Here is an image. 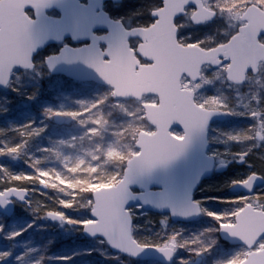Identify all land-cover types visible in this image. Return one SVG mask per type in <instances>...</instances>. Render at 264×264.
Returning <instances> with one entry per match:
<instances>
[{
	"label": "snow or ice",
	"instance_id": "snow-or-ice-1",
	"mask_svg": "<svg viewBox=\"0 0 264 264\" xmlns=\"http://www.w3.org/2000/svg\"><path fill=\"white\" fill-rule=\"evenodd\" d=\"M49 3L50 0H0V64L3 65L0 85L11 86L19 91L17 82L25 75L20 69H33L36 66L34 56L40 41L34 33L36 22L27 8L32 6L39 13ZM252 5L264 9V0H249V6ZM170 7L176 9L174 19L179 25L175 42L164 37V10ZM202 7L199 0H187L180 5H171L169 0H151L146 12L141 7L131 17H121L113 24L111 34L95 37L91 47L75 52L65 49L63 56H56L57 60H83L109 79L116 77L124 68L125 62L128 71L148 76L153 89L148 95L154 98L153 102L166 101L173 109L164 125L170 142L163 151L149 157L138 169L113 176L112 182L120 184L121 188L118 192L105 194L102 202H97L95 193H89L86 194L84 203L71 208L65 207L63 199L57 201L54 208L44 201L39 205L34 204L35 190L38 189L42 195L55 190L54 185L47 188L43 183L36 182L39 170L34 164L28 163L33 170L31 172H14L6 164H0V205H8L11 200L19 198L26 201L37 214L80 226L92 235H103L117 250L134 256L154 249L172 260L178 250L184 248L194 252L195 257L207 258L218 243L216 238L205 241L202 235H196L189 239L183 236L181 230H162L154 237L135 235L134 213L127 207L133 196L129 186L139 176L167 165L185 153L193 138L206 131L214 114L248 116L254 121L252 124L238 133L226 134L230 141L245 145L235 155L237 159L249 162L252 169L244 178L231 182L232 186H239L241 191L228 197H215L228 205L225 210H209L203 208L200 201H196L187 205H173L172 211L181 212L185 216L193 212H204L217 222L207 232H222L228 238H238L237 243L242 242V246L233 250L227 259H217L215 264H264V215L252 233L243 230L228 231L225 227L229 222L241 224V218L251 211L246 209V204L251 203L253 197H258L255 206L264 212V166L257 170L255 163L257 160L264 162V135H257L258 129L264 132V73L255 72L254 68L249 67V74L256 79H245L242 84H236L237 77L230 76L229 73L231 66L238 62L240 54L245 50H254L264 57V22H258L254 16H237L242 21V27L238 25L224 33H214L215 26L225 21V17L219 12L211 18L196 16L195 12ZM144 28L158 31L150 34L141 30ZM101 39L108 42L106 49H101L96 43ZM181 44L187 45L189 50L180 48ZM197 44L201 48L215 49L212 56L202 57L209 61L203 67L191 62V58L198 55L195 47ZM48 62L51 67H55L51 58ZM250 63L255 64V59ZM153 76L155 79H152ZM193 85L194 93L191 91ZM210 89H219V92L208 95ZM241 92L249 97L248 104L242 102ZM46 112L49 117L61 114L59 109L52 108L46 109ZM34 123L32 121L20 126L16 132H20L21 138H31L45 131L43 127H34ZM176 124L181 125L185 131L181 133L173 130ZM21 129L24 131H20ZM3 135L4 130L0 129V136ZM26 144L27 140L21 139V147ZM7 145L8 141L0 140V153H3ZM17 152V148L12 147L9 153H3L0 157H10ZM227 163V160H221L222 165ZM72 172L75 173V168ZM51 174L44 172L45 176ZM239 180L253 182L239 183ZM138 207L142 208L143 204ZM69 210L76 215L69 214ZM217 216L222 219H217ZM164 222L167 224V219ZM90 224L97 226L89 227ZM241 227L243 228L242 224ZM0 231H3L2 226ZM21 234L22 231L13 232L11 238ZM10 255V251H0V262ZM181 261L182 264H192L190 258L181 257ZM34 264H42V261H35Z\"/></svg>",
	"mask_w": 264,
	"mask_h": 264
},
{
	"label": "water",
	"instance_id": "water-1",
	"mask_svg": "<svg viewBox=\"0 0 264 264\" xmlns=\"http://www.w3.org/2000/svg\"><path fill=\"white\" fill-rule=\"evenodd\" d=\"M88 3H80V0H50V3L41 12H37L34 7L29 6L27 9H33L35 11V24L34 33L36 38L40 41L37 45L35 55L47 45L51 43H60L65 41L67 38H71L75 42H82L90 40L91 43L86 46L74 48L70 45L64 46L59 55L63 56L65 49L72 52L91 47L93 40L96 37L94 31L98 29H108L110 35L112 32V26L116 23L109 18L107 12L103 10V5L107 0H87ZM171 5H180L187 2V0H169ZM202 4V0H199ZM57 8L62 13L61 17L53 18L46 15L48 10ZM180 10H183L182 8ZM196 16L211 18L216 15L214 10L202 7L201 10H197ZM176 9L170 7L164 10V37L170 42H175V34L177 27L175 26ZM248 16H254L258 22H264V10L258 9L255 5L249 6L243 18ZM142 31L153 33L158 31L157 29H141ZM108 42L106 40H97L96 43L100 47V43ZM108 47V46H107ZM180 48L189 50L187 46L179 45ZM198 55L191 58L193 64L199 63L201 67L203 64L208 63L202 59L203 56H212L215 49L211 51L196 50ZM57 55H52L47 58V67L53 74H63L76 81H95L102 85H110L114 87L116 99H130L139 98L141 99L144 94H148L153 91L150 86V78L140 73H134L127 70L126 62L124 68L116 75L114 79H109L104 76L103 73H99L91 65L87 64L83 60H67V59H56ZM49 58L55 62V67H51L49 64ZM255 59V64H251L250 61ZM260 60H264V57L254 50H245L240 54V58L237 63H234L230 70V76L237 77V83H243L246 77L247 70L249 67L255 69L257 63ZM35 68V67H34ZM33 68V69H34ZM3 65L0 64V71H2ZM155 79V76L152 77ZM0 87H7L0 85ZM193 92V91H192ZM194 93V92H193ZM163 100V98H161ZM146 117L149 123L155 126L157 129L154 133L142 131L138 135L136 142L137 148L140 149V153L131 157L126 164L124 173L129 170L138 169L142 164L151 156L156 153L163 151L169 144V137L166 134L164 125L167 124L169 117L172 112L171 106L166 102H161L158 105L145 104ZM207 109H205L206 111ZM227 116L223 114H214L210 119L208 128L202 134L196 135L193 138V142L190 144L188 149L176 160L170 162L167 165L159 166L152 170L150 173H145L139 176L136 181L131 184L130 191L133 193L132 198L129 200L127 207L143 204V207L147 211H152L158 214H170L173 221H192L197 219L200 213H191L188 216L183 215L181 212L173 213V205H187L194 203V190L202 182L203 179L213 173L215 166V159L209 156L208 152V129L210 124L216 120H226ZM74 118L66 117L62 114L54 116V121L59 125L70 124ZM173 128H179L185 131L179 124L173 126ZM225 165L219 164L215 169L216 171H225ZM249 180L245 183H252ZM121 188L120 184L112 186H103L96 189L93 193L97 196V202H102L105 194L118 192ZM23 190V189H21ZM137 190V191H134ZM233 190L241 191L239 186H234ZM18 202L27 204L26 201L15 198ZM30 207V205H28ZM246 209H251L246 216L241 218V224H226L225 227L228 231H247L249 233L255 232L257 226L260 223L261 216L264 212L255 210L253 206H246ZM15 211V204L10 201L8 205H0V212L8 216L13 215ZM50 220H58L50 218ZM89 227H95L96 224H90ZM84 234L87 237L97 238L101 236L106 240L103 235H92L84 230ZM223 239L227 240L231 244L240 245L242 242L238 241V238H228L224 233H220ZM107 241V240H106ZM109 243V242H108ZM110 248L114 252L123 253L133 258L142 259H153L162 261L165 263H171L172 260L154 249L146 250L140 256H134L117 250L110 243ZM198 259L193 264H199Z\"/></svg>",
	"mask_w": 264,
	"mask_h": 264
},
{
	"label": "rangeland",
	"instance_id": "rangeland-1",
	"mask_svg": "<svg viewBox=\"0 0 264 264\" xmlns=\"http://www.w3.org/2000/svg\"><path fill=\"white\" fill-rule=\"evenodd\" d=\"M140 0H135L133 3H136ZM140 3H143L142 6L143 10L146 12L148 7L151 4V0H141ZM249 0H208V5L210 7H214L217 11L225 17V21L218 23L215 26L214 33H224L229 30V28L237 27L239 20L237 16L243 13L244 8L248 6ZM130 6L131 11L134 13V7L132 2L128 3V7ZM120 7V6H119ZM119 7L111 6V11L117 10ZM131 22V21H129ZM58 49V48H57ZM56 48H51L48 52L45 51L40 53L39 56L36 58L37 62V69L32 73H26L18 82L17 85L26 84L31 81H42L44 80V75L47 72V68L45 66V56L50 54V52L57 51ZM67 80L58 77L56 79V83L59 86H66V91L68 92V96L78 98L79 104L81 106H86L85 112L78 113L80 118V122L84 123L81 126L79 123H74L68 127H63L60 131V139L58 140L61 145L66 146V151H61L62 154V167L63 169L62 175L54 176V182H56V186L61 187L62 199L65 201V207L71 208L72 206H79L80 204L84 203L86 200V194L88 192H92L94 189H97L102 186H109L113 185L112 177L113 176H120L124 166L122 167V163L126 162V160L133 154L136 153L138 150L135 147V140L137 134L141 130H146L152 132L154 128L150 126L145 120L144 108L143 103H155L154 98L152 96H146L141 101H136L138 105H127L124 104L122 100H115L113 99V89L110 87L103 88L101 85L96 84L94 82H85V83H77L70 81L68 84L66 83ZM192 89H195V85H193ZM217 93L219 89H215ZM88 92L89 96L86 95ZM16 90L13 87H9L6 90L0 91V129L4 130V133L7 132L8 128L11 126L8 124L7 117L12 116L16 113V111H28V104L25 99H21L16 106L17 110H12L15 108L10 106L9 104L15 97ZM90 97V98H88ZM95 98H102L104 100L105 108H109V110H117L120 113L115 115V119L110 121L106 120V117L102 114L101 107H99L98 100L96 101ZM4 99V100H3ZM85 101V103L81 104L80 101ZM65 101H63V105ZM242 102L248 104L249 99L244 102L242 98ZM72 101L66 104L65 107L71 105ZM104 108V107H103ZM67 110V111H66ZM65 112L60 111L65 115H69L70 113H74V111L69 109H64ZM76 113V114H77ZM113 114V113H112ZM31 114L27 115V122L35 121L34 119L30 118ZM233 117L238 116L239 114H229ZM242 116V115H241ZM243 118L247 119L248 116H242ZM16 119L13 121L16 125L23 124L19 118L15 117ZM52 119V117H49ZM21 119V118H20ZM49 119V120H50ZM92 119V123L87 125L90 120ZM254 122V121H253ZM39 123L42 125L41 127H45V123L47 121L40 119ZM240 129V128H238ZM238 129L236 131H238ZM233 130V131H235ZM180 132L179 130H177ZM182 133V132H181ZM257 135H264V132H261L259 129L257 130ZM223 141L228 143L229 139L227 136H222ZM84 139H90V143ZM0 140L8 141L3 136H0ZM84 141L85 145H81ZM93 146V147H92ZM91 147L93 149H91ZM6 150V147L3 151ZM217 151L215 148H210V153L214 156H217ZM102 157L103 161L99 163L98 161L93 162L91 165L87 166L86 161L90 157ZM2 161V160H1ZM259 163L262 161L257 160ZM256 161V162H257ZM111 162L114 165V168L107 169V165ZM2 164V162H0ZM4 164V162H3ZM263 165V163H262ZM56 168L53 165L50 167H45V169L39 170L37 172V183H43L44 185H50L51 182L48 181L49 178H52L54 175L53 169ZM75 168V173L72 172V169ZM14 172H31L29 170H16L14 167H9ZM51 172L50 176H45L44 172ZM57 174V173H56ZM222 189V180H214L208 181V184L205 183L204 186L200 190H197L196 197L197 201L201 202L203 208H207L213 211H220L225 210L224 204L221 206L222 203H218L214 200V197L210 195H214L218 190ZM214 193V194H213ZM206 195V196H205ZM70 197V198H69ZM207 198V199H206ZM46 197L39 193V190H35V195H33V201L35 205H39L41 201H45ZM258 197H253L252 202L250 204L256 205ZM259 208V207H257ZM134 213V220L143 221L147 223L148 226L154 223L155 219H158L156 226L154 228L142 229L140 224H135V234L138 237H154L156 234L160 233L162 230L166 232H171L173 230H181L182 234L185 238H193L196 235H202V239L208 241L212 238H216L218 240L217 245L215 246L213 253L210 254L207 258H203L202 264H215V260L217 259H227L228 256L231 254L233 250L240 246H232L228 247L227 243L223 241V239L219 238L218 235H214V232H207L208 229L214 228L216 225H213L212 222H216L212 217H209L206 213L203 212L201 219L194 225H186L182 223H175L171 224L168 221L167 215H158L157 214L152 216V213L145 212L142 208L135 206L131 208ZM260 209V208H259ZM69 214L76 215L74 212L69 210ZM151 214V215H150ZM213 213H209L212 215ZM39 217L44 223L50 225L54 232L65 234L68 237H72L75 240L80 239L84 240L83 234L81 233V227L77 225H70L64 221H50L46 216L39 215L35 212L34 209L29 210L26 206H17L16 213L13 217L14 220H18L22 217ZM165 219H167V224H165ZM217 219H222L221 216H217ZM137 222V221H136ZM209 225V227H205V224ZM231 224V222H229ZM84 245L89 246L92 244V241L87 242L88 240H84ZM101 241V240H98ZM31 252H38L34 248L29 249ZM178 258L180 259L179 262L182 264L181 257L190 258L191 260H195V253L192 252L190 249H179ZM38 261V258L33 260ZM65 262V259H60L59 262Z\"/></svg>",
	"mask_w": 264,
	"mask_h": 264
},
{
	"label": "trees",
	"instance_id": "trees-1",
	"mask_svg": "<svg viewBox=\"0 0 264 264\" xmlns=\"http://www.w3.org/2000/svg\"><path fill=\"white\" fill-rule=\"evenodd\" d=\"M56 79H58V77L52 76L46 72L44 80L42 81H31L26 84L19 85L20 90L16 91L17 93H15V97L9 105L12 106V108L15 107L12 112L16 111V106H18V103L23 98L28 104V111H16L15 114L7 117L5 120H7L11 128H8L7 132L3 135V138L8 140V145L3 153H9L12 147L17 148L18 152L10 157H0V162H2V164L4 162V164L8 167H14L16 170L33 171L29 164H34L38 170L45 169V167L47 168L51 165L56 167L54 169L52 168L54 175L48 180L51 184L46 185L47 188H52L54 185L55 190L43 194L46 197L44 202H46L49 207L53 208L56 207V202L62 199V196L60 195L61 187L55 185L56 182L54 181L56 179L54 180V176L57 178L56 173L62 175L63 169H66L60 165H62L61 151H66L67 148L65 144L61 145V143L58 142L62 127H58L53 123L52 119L49 118L46 109H59L60 111L62 110V112H65L64 109H69L74 111V113H70L69 115L78 116V113L80 114V112H85L86 108V106H81L78 103L80 99L76 100L78 98L68 96L69 94L66 91V86H59L56 83ZM66 83L68 84L69 81L67 80ZM86 95L89 96L87 92ZM95 99L96 101L98 100L97 105L101 107L102 114L106 117L107 121L115 119V115L120 113L117 110L113 111L109 110V108H105V99ZM63 101H65L64 105ZM70 101H72L71 105L65 107ZM28 114H31L29 117L35 120L34 127L42 126L39 123L40 119H43L44 121L46 120L47 123H45L44 127L45 131L39 135L32 136L31 138H21L20 132H16V130L20 126L27 125L25 122H27L26 117ZM16 115L19 120L23 122V124L16 125L15 122L13 123L16 119ZM76 118L77 123L83 126L84 123L80 122V118ZM90 123H92V119L86 124L89 125ZM252 123L253 122L251 120L248 124V121L238 119L235 122V126H237V129L241 128V130H243ZM20 131H24V129H21ZM28 131H30V129ZM21 139L27 140V144L24 147H21ZM85 140L87 143H90V139H84V141ZM84 141L81 145L87 146ZM92 147L91 149H93ZM3 153H0V155ZM57 153H59V155H57ZM37 161H39V163H37ZM95 161L101 163L103 158L98 156L95 158L90 157L85 163L89 166ZM123 166L124 162L122 163V167ZM106 167L109 170L114 168V165L110 162V164ZM222 190L223 189H219L218 193H213L214 195L210 196L214 197V200L218 203H222L221 206L224 204V209H226L228 207L227 204L215 199V197H226ZM24 219L25 220H21L18 223V226H16L12 224L8 218L0 216V226L3 227V231H0V250L11 252V255L4 261L0 262V264H32V258L31 256H28L29 249L27 248V246L32 247V245H34V249L38 251V256L40 257L39 260L42 261V264H56V261L60 260V257L64 254H67L68 257H70L66 264H149L142 261L132 260L123 255L113 254L107 246L98 242H94L91 251L88 252L85 249H80L77 245L75 247L71 238H68L65 234L54 232L52 227L47 223H40V225L36 224L39 221H42L39 217L36 216L31 222L28 221L32 218ZM157 222H159L158 219H155L154 223L148 226L147 223L142 220L138 221L137 224H140L143 230L147 229L148 231V228H154ZM29 225H31V227H29ZM17 231H22V234L15 238H11V234ZM26 239L30 240L26 241ZM64 249H69V251H64ZM18 250H23L24 253L21 254ZM59 264H64V262H59Z\"/></svg>",
	"mask_w": 264,
	"mask_h": 264
},
{
	"label": "flooded vegetation",
	"instance_id": "flooded-vegetation-1",
	"mask_svg": "<svg viewBox=\"0 0 264 264\" xmlns=\"http://www.w3.org/2000/svg\"><path fill=\"white\" fill-rule=\"evenodd\" d=\"M133 1H135V0H122V1L109 2L106 5V9L110 13L111 17H113L117 20H119L121 17H131V15H130L131 9H130V6L128 7V3L132 2V5L134 7V9H133L134 13L137 9L144 7V6H142L143 3H140L141 0L136 2V3H133ZM219 2H220V0H219ZM203 5L205 7L210 8V9L211 8L214 9V7H210L208 5V0H203ZM111 6H117V7L120 6V7L117 10L112 12L110 9ZM246 8H247V6H246ZM246 8H244V11ZM215 10L217 11V9H215ZM244 11H243V13H244ZM28 12L31 16L34 15L33 11H28ZM217 13H218V11H217ZM243 13L239 15L241 18H243ZM48 14L50 16H59L60 15L59 11H57L55 9L52 11H49ZM238 25L241 27L243 26L241 20H239ZM103 33H104V31H98L96 34L101 35ZM102 46L105 47L104 45H102ZM196 46L201 48L199 44H197ZM60 47L61 46H59V45H51L47 49H45V54L51 48H56V49L58 48L57 51H59ZM201 49L210 50L212 48L205 47V48H201ZM57 51H53L50 53H56ZM254 70H255V72L264 73V60H260L257 63ZM246 79L247 80L256 79L254 77V75L249 74V69L247 70ZM236 84H240V83H236ZM207 94L208 95L217 94V91L215 89H210L207 92ZM240 95H241V98H243L244 102L247 103L249 97L246 95V93L241 92ZM226 115L229 116L226 121H216V122L211 124V126H210L211 129L209 131V138H210L209 139V143H210L209 149L215 148L216 150H218L217 156H214L216 161H217V164L221 163V160H227L228 163L225 165V167H226L225 171L214 173L210 178L216 177V180H218V179L222 180V188H224V190L227 191L226 194L231 196V195L236 193V192L231 190V187H232L231 182L234 180H237V179L244 178L246 175H248L250 173V171L252 169L249 166V162H247L245 160L237 159V157L235 155V154L239 153L240 151H242L245 145L242 143H239V142H232L230 140L228 141V143H226L222 139L223 135L226 136V134H228V133H238L241 131V128L238 131H236L237 126H235V124H234L236 122L235 117H233L229 114H226ZM233 130H235V131H233ZM255 163H256L257 170L259 169V167L264 166V162H262L263 165H262V163H259L258 161L257 162L255 161ZM238 182L242 183L245 181L239 180Z\"/></svg>",
	"mask_w": 264,
	"mask_h": 264
}]
</instances>
